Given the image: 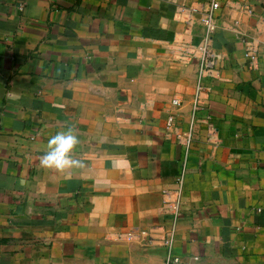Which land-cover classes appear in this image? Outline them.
Masks as SVG:
<instances>
[{
  "label": "crops",
  "instance_id": "obj_1",
  "mask_svg": "<svg viewBox=\"0 0 264 264\" xmlns=\"http://www.w3.org/2000/svg\"><path fill=\"white\" fill-rule=\"evenodd\" d=\"M209 1L0 0V264H165L161 233L126 236L171 223L161 194L180 173L174 252L264 264V0L253 14L219 0L221 72L193 118L185 44L201 40ZM181 6L198 7L192 24ZM244 35L260 42L257 68ZM69 126L81 166L42 167Z\"/></svg>",
  "mask_w": 264,
  "mask_h": 264
},
{
  "label": "built area",
  "instance_id": "obj_2",
  "mask_svg": "<svg viewBox=\"0 0 264 264\" xmlns=\"http://www.w3.org/2000/svg\"><path fill=\"white\" fill-rule=\"evenodd\" d=\"M219 0H210L209 6L203 11L200 16V22L204 26V34L198 42H188L185 44V50L190 59L197 62V82L196 90L193 97V118L196 110L209 98L212 86L211 81L220 76V62L224 58V54L214 46V33L218 28L217 16L215 10L221 6ZM231 5L238 7L248 14L254 13V7L249 0H231ZM198 9L197 6H192L187 9L185 6L179 8V13L184 14V18L190 25L193 23V12ZM240 20L235 18L234 28L239 24ZM244 42V54L246 65L248 68L254 69L259 65L260 57V42L255 37L248 35L242 36ZM173 102L180 103L178 98H173ZM174 115L170 114L167 120V125H173ZM178 134V138L186 145L190 144L192 133L191 131L182 136ZM211 137L217 140V133L211 126ZM176 187H164L162 189L161 212L164 216L171 218V223L154 224L148 228H136L127 233L129 239H142L144 242H150L156 232L161 233L160 238L166 248L165 264H190L189 261L183 259L173 250V240L175 237L176 223L181 215V185L183 182V173L176 176ZM197 257V256H195Z\"/></svg>",
  "mask_w": 264,
  "mask_h": 264
},
{
  "label": "clouds",
  "instance_id": "obj_3",
  "mask_svg": "<svg viewBox=\"0 0 264 264\" xmlns=\"http://www.w3.org/2000/svg\"><path fill=\"white\" fill-rule=\"evenodd\" d=\"M79 144L80 139L74 126L57 132L48 140L47 150L40 158L41 166L59 172L80 167L81 162L73 156Z\"/></svg>",
  "mask_w": 264,
  "mask_h": 264
}]
</instances>
